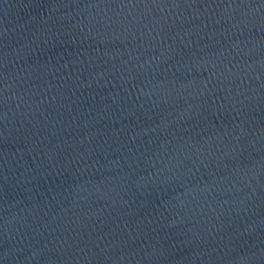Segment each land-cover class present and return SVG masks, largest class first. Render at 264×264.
<instances>
[{
    "label": "water",
    "instance_id": "1",
    "mask_svg": "<svg viewBox=\"0 0 264 264\" xmlns=\"http://www.w3.org/2000/svg\"><path fill=\"white\" fill-rule=\"evenodd\" d=\"M0 264H264V0H0Z\"/></svg>",
    "mask_w": 264,
    "mask_h": 264
}]
</instances>
